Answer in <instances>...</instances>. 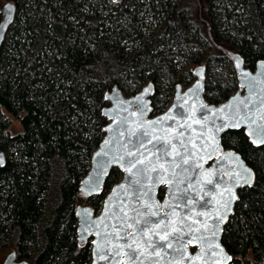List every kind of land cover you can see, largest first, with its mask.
Segmentation results:
<instances>
[{"label": "trees", "instance_id": "16d2710c", "mask_svg": "<svg viewBox=\"0 0 264 264\" xmlns=\"http://www.w3.org/2000/svg\"><path fill=\"white\" fill-rule=\"evenodd\" d=\"M4 1L16 16L0 48V116L14 118L21 132L9 135L0 124V250L10 246L29 264H89L88 241L76 240L74 206L104 135L103 94L115 86L132 96L151 83L155 115L176 85H189L195 66L207 72L210 63H229L222 50L252 70L264 61V0ZM204 84L209 105L232 91L214 78ZM220 144L254 175L237 191L221 246L229 264H264V145L252 146L242 130L222 133ZM119 177L111 169L84 199L93 213Z\"/></svg>", "mask_w": 264, "mask_h": 264}, {"label": "water", "instance_id": "95a60500", "mask_svg": "<svg viewBox=\"0 0 264 264\" xmlns=\"http://www.w3.org/2000/svg\"><path fill=\"white\" fill-rule=\"evenodd\" d=\"M108 1L114 3L116 0ZM15 16V6L6 1L0 9V48ZM222 53L234 72L236 91L217 105H209L203 99L205 69L201 66L192 70L194 78L187 87H174L167 108L154 116H151L148 100L153 91L151 83L128 97L115 86L103 94L107 103L100 112L107 121L103 127L104 135L89 157V166L79 182L78 191L84 197L96 194L111 169H116L120 177L110 187L96 213L86 206L75 209L76 240L80 245L88 240L89 264H128L124 254L127 249L120 251L119 255L113 253L117 245L132 242L133 227L129 225H134L135 221H126L125 216H136L133 209H139L141 213L157 211L156 206H159L158 215L137 219H164L168 223L167 218L171 214L173 223L184 219L193 230H185L182 247L176 250L175 242L169 247L168 240L180 233L169 230L168 240H162L161 236L165 234L162 226L155 225L144 235L143 241L137 239V251L140 253L137 264L230 263V257L220 243L222 229L233 214L237 191L250 186L254 175L237 154L222 149L220 136L226 131L242 130L252 146L264 145L256 134V129L264 127V61L255 62L253 69L249 70L237 54L227 50H222ZM145 89L149 91L146 93ZM142 105L143 115L140 114ZM178 113L183 115V120ZM166 114L173 119L167 120L163 126L157 123L150 127L152 121ZM177 123L184 127L175 128V132H183L184 135L172 141L175 149L168 145L169 155L157 159L159 152L145 151L152 149L156 138L163 137V130H168L169 136H173L175 132L170 126ZM143 132H148L144 139L149 143L130 153L129 140L135 142ZM180 140L185 141L184 147L180 146ZM160 142L168 144L167 138ZM139 153L144 154V159L129 164L128 161L137 160ZM3 162L4 155L0 152V166ZM173 162L179 166H174ZM145 166L148 167L146 173L141 175L137 172L138 168ZM160 188L162 196L159 199ZM170 188L173 190L171 193ZM189 196L192 200L185 207V199L181 197ZM166 202L171 206L164 207ZM117 235L123 239H117ZM149 237L151 242L162 247H148ZM2 264L28 263L14 262V254L10 253Z\"/></svg>", "mask_w": 264, "mask_h": 264}, {"label": "snow or ice", "instance_id": "6c2138e0", "mask_svg": "<svg viewBox=\"0 0 264 264\" xmlns=\"http://www.w3.org/2000/svg\"><path fill=\"white\" fill-rule=\"evenodd\" d=\"M9 11H11V9H9ZM148 91H149V89H145L146 93ZM143 113H144V106L142 105L140 114L143 115ZM177 115H179L181 120H183L182 114L178 113ZM169 119H173V117L170 114H166L165 116L160 117L157 121H152L150 127L156 125L157 123H159V124H161V126H163V124ZM170 127L175 132V128L184 127V125L181 123H177V125L170 126ZM221 127H224V126L222 125ZM134 134L135 133H132V135H134ZM256 134L261 137L260 142L264 143V127H259L258 129H256ZM147 135H148V132H143L139 136L136 137L135 142L129 140V143L131 144L130 153H131V151H137L141 146L149 143V141L144 139V137ZM183 135H184L183 132H175V134L173 136H169L168 130H163V137L162 138H156L157 142L152 145V149L151 150L145 149V151L159 152L160 156L157 157V159H162L163 157L170 154L167 150L168 145H171V147L173 149H175L176 145L173 144L172 141L179 139ZM163 138H167L168 144H163L160 142L161 139H163ZM184 145H185V141L180 140V146L184 147ZM184 150L187 151V148H185ZM176 155H180V153L176 152ZM143 159H144V154L139 153V155L137 156V160L128 161V163L129 164H135L138 160H143ZM173 163H174V166H179L178 163H175V162H173ZM149 164H151V161H149ZM147 171H148L147 166L137 169V172L140 173L141 175H143ZM158 176H159V173H158ZM208 183H211V181H208ZM149 191H150V189H149ZM169 191L171 193L173 191L172 188H170ZM145 194L147 195V193H145ZM172 198L175 199L176 197L173 196ZM149 199H150V197H149ZM181 199H185V207H187V202L191 201L192 197H190V196L186 197V198L181 197ZM170 206L171 205L168 204L167 202L164 205V207H170ZM145 207H151V205H145ZM156 207H157V211H149L147 213H141L139 211V209H133V211L136 213V216H133V217H128L127 215L125 216L126 221L128 219L135 221L134 225H129V226L133 227V235L131 238L132 242L131 243L125 242V244H123V245H117V247L113 248V253L115 255H119L120 251H124V249H127V251H125L124 254L128 260V264H137V261L139 260V256H140V253H138V251H137V243H136L137 239L139 238L141 241H143L144 235L148 232H151L152 228L155 225L162 226V231L165 233L164 235L161 236L162 240H168L169 230H171L172 232H179L180 233V235L172 237V240H168V246L169 247L173 246V241L175 242V244L177 245L176 250H179V247H182V244H183L182 236L184 235L185 230H187L189 232L193 230L192 225L185 223L184 219H179L178 223H173L171 214H169V216L167 218L169 221L168 223H166L164 219L157 220V221H153L152 219H149V218H145L142 220L137 219V217H140V216L153 217V216L158 215L159 206H156ZM137 225L139 227H137ZM206 227H207V225H206ZM117 239H123V237H120L119 235H117ZM149 241L150 242L147 245L148 247H151L153 249H155L156 247H162V245H158L156 242H151L150 237H149ZM117 249H119V250H117ZM105 258H107V257H105Z\"/></svg>", "mask_w": 264, "mask_h": 264}, {"label": "rangeland", "instance_id": "374dc122", "mask_svg": "<svg viewBox=\"0 0 264 264\" xmlns=\"http://www.w3.org/2000/svg\"><path fill=\"white\" fill-rule=\"evenodd\" d=\"M5 2L6 1H4V0H2L0 2V9ZM14 24H15V20H14L12 25H14ZM199 49H201V48H199ZM194 51L198 52L201 58L204 57L203 53L205 50H198V48H197ZM204 59H205V57L202 60H204ZM179 65H181L184 68H188V67L190 68L192 66L189 63V61H186V62L182 61L181 64H179ZM212 65H213V63H210V67L208 68V71L205 72V75H204L205 81L204 82L206 83L208 79L214 78L215 80H218V81L221 80L223 82V85L224 84H230V85H232V87H231L232 91L230 92V95H232L236 91V82H235L234 72L231 68V65L229 63H227L225 60L221 61L219 63V65L214 67V68L212 67ZM191 82H192V80L189 82V84ZM143 86H145V84ZM180 86H181V89H184L186 87L184 85H180ZM125 97H128V96H125ZM1 123H4V126L6 128L5 131H7V133L9 135H14V134L21 132V128L17 124V122L15 121L14 118H9L8 116L2 114L0 116V124ZM83 205H84V198L78 194L76 196V199H75V206L82 207ZM6 251L7 250L5 248H2L0 250V260L3 258L4 253Z\"/></svg>", "mask_w": 264, "mask_h": 264}, {"label": "flooded vegetation", "instance_id": "af4514ba", "mask_svg": "<svg viewBox=\"0 0 264 264\" xmlns=\"http://www.w3.org/2000/svg\"><path fill=\"white\" fill-rule=\"evenodd\" d=\"M12 27V26H11ZM9 32V31H8ZM8 34V33H7ZM196 67V66H195ZM194 67V68H195ZM193 68V69H194ZM146 85V84H145ZM153 87V86H152ZM173 92H174V89H173ZM152 94H153V91H152ZM152 94L148 97V100H149V102H150V108H151V100H150V97L152 96ZM172 96H173V94H172ZM172 98V97H171ZM170 102H171V100H170ZM169 102V103H170ZM169 105V104H168ZM167 105V106H168ZM167 106H166V108H167ZM165 108V109H166ZM165 109H163L162 111H164ZM161 111V112H162ZM160 112V113H161ZM159 114V113H158ZM155 115H157V114H155ZM151 116H154V115H152V108H151ZM221 145V144H220ZM223 149V148H222ZM79 195L80 196H82L80 193H79ZM93 196V195H92ZM84 199H86V198H89V197H91V196H89V197H84V196H82ZM83 206H86L85 204L83 205ZM82 206V207H83ZM77 207H80V206H74V213H75V209L77 208ZM86 207H88V206H86ZM76 219V218H75ZM88 241V240H87ZM10 246H5L4 248L7 250L5 253H4V256H3V258L0 260V264H2L3 263V261H4V259H5V257L8 255V254H10V253H13L14 254V262H20V261H25V260H17V258H16V256H15V253L9 248ZM26 262V261H25ZM26 263H28V262H26ZM29 264V263H28Z\"/></svg>", "mask_w": 264, "mask_h": 264}]
</instances>
